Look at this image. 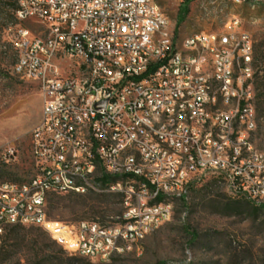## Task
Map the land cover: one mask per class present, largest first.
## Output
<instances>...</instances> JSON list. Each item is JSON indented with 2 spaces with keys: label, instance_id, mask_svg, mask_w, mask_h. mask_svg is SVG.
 I'll return each instance as SVG.
<instances>
[{
  "label": "built area",
  "instance_id": "obj_1",
  "mask_svg": "<svg viewBox=\"0 0 264 264\" xmlns=\"http://www.w3.org/2000/svg\"><path fill=\"white\" fill-rule=\"evenodd\" d=\"M15 17L43 29L37 35L20 28L12 41L13 73L39 86L43 114L31 134L30 187L2 186L11 197L0 196V252L7 229L20 226L45 231L70 255L108 262L129 253V244L142 247L138 234L152 235L168 222L175 206L164 196L185 200L190 185L207 175L223 176L234 196L264 205V151L248 138L257 125L254 42L238 15H230L223 32L191 35L189 50L175 48L171 30L163 33L167 42L154 40L167 24L155 0H19ZM122 30L130 39H120ZM213 35L237 37L235 49L212 47ZM64 65L74 74H65ZM216 101L231 103V113H219ZM160 111L168 118L157 120ZM144 120L153 121V130L144 129ZM82 129H89L90 150L81 149ZM68 142H76V155L62 159ZM2 161H17L14 146ZM71 174L134 195V203L122 200V214L106 224L56 221L44 189L69 192ZM87 194L93 193L79 192Z\"/></svg>",
  "mask_w": 264,
  "mask_h": 264
},
{
  "label": "rangeland",
  "instance_id": "obj_2",
  "mask_svg": "<svg viewBox=\"0 0 264 264\" xmlns=\"http://www.w3.org/2000/svg\"><path fill=\"white\" fill-rule=\"evenodd\" d=\"M155 1L166 13L168 33L171 30L178 46L200 32L225 31L230 15L241 18V30L254 42L252 83L257 125L250 141L257 150L264 151V0ZM18 4L19 0H0V183H23L34 176L31 134L43 114L39 86L13 73L17 53L12 41L17 31L27 28L43 35V29L33 21L16 19ZM183 5L186 12L179 24ZM64 69L65 74H74L67 65ZM8 146L17 150V161L10 164L2 161ZM94 181L83 191L93 194L72 191L52 195L48 203L50 217L64 222L106 224L111 217L121 215L123 195L111 193L109 186ZM174 206L171 219L145 237L139 250L114 256L108 262L70 255L45 231L25 228L16 233L35 239L38 245L14 242L11 259L5 264H264V207L234 196L223 176L207 175L195 181L188 198L175 201Z\"/></svg>",
  "mask_w": 264,
  "mask_h": 264
},
{
  "label": "bare ground",
  "instance_id": "obj_3",
  "mask_svg": "<svg viewBox=\"0 0 264 264\" xmlns=\"http://www.w3.org/2000/svg\"><path fill=\"white\" fill-rule=\"evenodd\" d=\"M168 28H169V19L167 18V24L161 25V31H154V40L156 42H167V35L163 33H168ZM120 39H130V30H122V32H120ZM189 42H190V37L186 39L181 45H179L178 48L176 49L189 50ZM235 45H237V37H230V42H228V40H224V35H213L211 39L212 47H226V50H234ZM203 82H210V75H203ZM216 109L219 110V113L221 114H230L231 103L224 101H216ZM171 117H179V110H171ZM166 118H168V111L157 112V120H165ZM253 120L254 121L257 120L255 109L253 110ZM144 129L153 130V121L144 120ZM255 129H256V125H250V128H248V138L250 144L252 145V148L254 150H257L250 141V134ZM74 132H81V125H74ZM80 144L82 150H90L89 129H82V136H80ZM129 152H136V145H129ZM75 155H76V142H68V145H62L61 148L62 159H69V156H75ZM99 169L103 171V164H95V172H98ZM92 181H94V179H88V181H81L78 174H71L70 183L72 189H69V192L60 191V188H47L44 189V197L51 198V196L54 194L56 195L67 194L72 191L83 192L87 190V187L90 185ZM2 186L30 187V180L23 183H16L9 181L0 183V196L11 197V189H3ZM108 190L111 193L123 195V203H134V195H125V193L122 192V190L117 189L114 186H109ZM245 199L252 203L250 198H245ZM174 202H175V195L164 196L165 205H173ZM256 206L264 207V205H256ZM173 211L174 209H172V211L170 212V216H168V221L171 219L173 215ZM39 213H47V206H39ZM148 235H150V233L138 234L137 235L138 244H141L142 241L145 239V237H147ZM133 250H139V247H137L136 244H129L128 252L130 253Z\"/></svg>",
  "mask_w": 264,
  "mask_h": 264
},
{
  "label": "trees",
  "instance_id": "obj_4",
  "mask_svg": "<svg viewBox=\"0 0 264 264\" xmlns=\"http://www.w3.org/2000/svg\"><path fill=\"white\" fill-rule=\"evenodd\" d=\"M185 12H186V6L183 5L182 9H181V14H180L181 17L179 20V24L184 21ZM175 48H178L177 44H175ZM107 181H108V178L105 177L104 182H107ZM98 195H100V194H98ZM24 229H25V227H20V226H12V227H9L7 229L6 234L3 237V243H5V244L2 243V246H1V252H0L1 263L5 264L6 262H8L11 259L12 249L15 247L14 242L22 243L23 246H24V244H27V246L28 245H32V246L38 245V241H36L35 239H33V238L29 239V236H27V235H20V234L16 233V231L24 230ZM32 229H36V228H32ZM10 235L11 236L13 235V237H11ZM4 239H7V240H4ZM6 242H9V243L7 244Z\"/></svg>",
  "mask_w": 264,
  "mask_h": 264
}]
</instances>
